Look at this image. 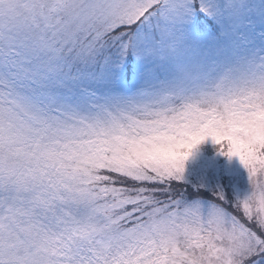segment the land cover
<instances>
[{"label":"snow or ice","instance_id":"6c2138e0","mask_svg":"<svg viewBox=\"0 0 264 264\" xmlns=\"http://www.w3.org/2000/svg\"><path fill=\"white\" fill-rule=\"evenodd\" d=\"M0 264H264V0H0Z\"/></svg>","mask_w":264,"mask_h":264},{"label":"rangeland","instance_id":"374dc122","mask_svg":"<svg viewBox=\"0 0 264 264\" xmlns=\"http://www.w3.org/2000/svg\"><path fill=\"white\" fill-rule=\"evenodd\" d=\"M189 176L197 188L199 185L212 188L220 186L224 175L233 180L235 193L232 197L243 198L249 191V183L246 171L236 159L228 160L221 156L211 142L199 147L194 158L188 163L185 176ZM195 179V180H194ZM203 200V199H201ZM209 201V200H203Z\"/></svg>","mask_w":264,"mask_h":264},{"label":"trees","instance_id":"16d2710c","mask_svg":"<svg viewBox=\"0 0 264 264\" xmlns=\"http://www.w3.org/2000/svg\"><path fill=\"white\" fill-rule=\"evenodd\" d=\"M185 182H186L185 183L186 188H190L193 191L203 192L204 195L199 197V199H203V200H210V198L213 196V193L218 192V191H224L231 196L233 193L236 192L234 190L233 180L231 178H228L227 176L223 177V179L220 181V186H218V188H216V187L207 188V187H204L201 185H199L196 188L194 184L197 182L192 181V179L188 175L185 176Z\"/></svg>","mask_w":264,"mask_h":264}]
</instances>
